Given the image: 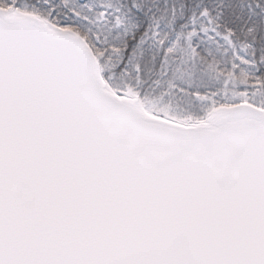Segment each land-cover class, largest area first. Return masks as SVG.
I'll return each mask as SVG.
<instances>
[{"label":"snow or ice","instance_id":"6c2138e0","mask_svg":"<svg viewBox=\"0 0 264 264\" xmlns=\"http://www.w3.org/2000/svg\"><path fill=\"white\" fill-rule=\"evenodd\" d=\"M0 264H264V0H0Z\"/></svg>","mask_w":264,"mask_h":264}]
</instances>
